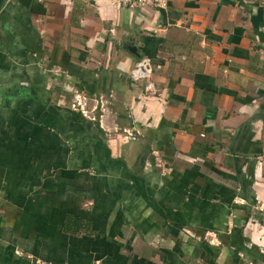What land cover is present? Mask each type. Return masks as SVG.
Returning <instances> with one entry per match:
<instances>
[{"label":"crops","instance_id":"crops-1","mask_svg":"<svg viewBox=\"0 0 264 264\" xmlns=\"http://www.w3.org/2000/svg\"><path fill=\"white\" fill-rule=\"evenodd\" d=\"M0 264H264V0H0Z\"/></svg>","mask_w":264,"mask_h":264},{"label":"built area","instance_id":"built-area-1","mask_svg":"<svg viewBox=\"0 0 264 264\" xmlns=\"http://www.w3.org/2000/svg\"><path fill=\"white\" fill-rule=\"evenodd\" d=\"M117 4L132 11L138 10H152V11H166L170 7L171 0H116ZM154 71L153 65L149 59L145 58L139 61L136 67L131 71V78L138 81L148 80ZM81 107V101L75 102L72 106L76 108ZM86 105H82L81 109L86 112L84 108ZM79 108V107H78Z\"/></svg>","mask_w":264,"mask_h":264},{"label":"rangeland","instance_id":"rangeland-1","mask_svg":"<svg viewBox=\"0 0 264 264\" xmlns=\"http://www.w3.org/2000/svg\"><path fill=\"white\" fill-rule=\"evenodd\" d=\"M75 97H77V98H76V102H78V103H79V101H81V100H82V101H81V107H82V105H84V106H85V104H86V100H85V99L83 100V99H82L81 97H79L78 95H77V96H75ZM75 105H76V106H78L77 104H75ZM78 107H79V109H81V107H80V106H78ZM78 107H77V108H78Z\"/></svg>","mask_w":264,"mask_h":264}]
</instances>
